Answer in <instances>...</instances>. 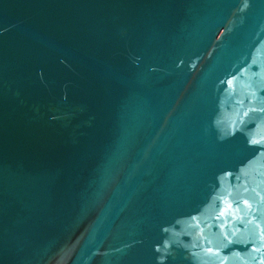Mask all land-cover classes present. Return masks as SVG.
I'll list each match as a JSON object with an SVG mask.
<instances>
[{"label": "water", "instance_id": "95a60500", "mask_svg": "<svg viewBox=\"0 0 264 264\" xmlns=\"http://www.w3.org/2000/svg\"><path fill=\"white\" fill-rule=\"evenodd\" d=\"M0 264H264V0H0Z\"/></svg>", "mask_w": 264, "mask_h": 264}]
</instances>
